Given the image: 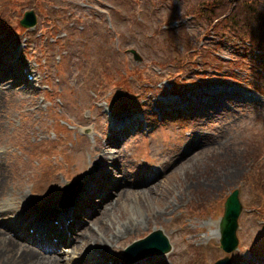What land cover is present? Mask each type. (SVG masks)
<instances>
[{"label":"rangeland","instance_id":"obj_1","mask_svg":"<svg viewBox=\"0 0 264 264\" xmlns=\"http://www.w3.org/2000/svg\"><path fill=\"white\" fill-rule=\"evenodd\" d=\"M242 1L0 0V264H39L22 237L48 219L58 264H264V0ZM157 229L168 253L129 247Z\"/></svg>","mask_w":264,"mask_h":264},{"label":"bare ground","instance_id":"obj_2","mask_svg":"<svg viewBox=\"0 0 264 264\" xmlns=\"http://www.w3.org/2000/svg\"><path fill=\"white\" fill-rule=\"evenodd\" d=\"M143 170L140 169V173L138 176V179L142 177L143 175ZM138 183V182H136ZM126 185L125 183L122 184V186ZM123 189V188H122ZM52 216V215H51ZM42 219H46L45 215H43ZM61 219L58 218L57 219V223L60 224ZM32 225H29V228L32 229L31 232H28V234H26L25 236L22 237L23 241L26 242V245L22 244V250L21 252L24 256H28L32 261L39 263V264H58L57 261L59 262L60 259L55 256V257H50V258H46L45 256H43L41 252L39 250H36L33 246H38V247H42V246H49V243H45L49 241V238L54 237L56 238V241L51 243V245H53V247L55 248L58 244L64 243V234L60 233V230L54 225V223L51 224L50 219L45 220V221H34L31 222ZM132 224H134L133 227H135L137 225V222L135 221L134 223L132 222H128V224H126L121 231H118L117 233L115 232H108L106 237L103 234L102 235V241L98 240V238L94 239V244L92 249L96 250L97 252L101 253L102 255H106L108 253H113V245L111 244L112 240L117 239V237H119L122 233H128L131 229H133V227L131 226ZM70 223H67L65 225H63V229L65 231L69 230ZM12 228L13 231L17 232L21 229V224L20 223H13L12 224ZM21 238V237H20ZM3 242L4 245H9L11 246V243L14 244V242L8 240L7 238L2 239L1 240ZM113 243V241H112ZM17 244V242H16ZM15 246V245H14ZM20 246V245H19ZM36 250V251H35ZM41 252V253H40ZM26 253V255H25ZM46 254V253H44ZM20 257H23L21 256ZM58 259V260H57ZM115 264H124V262L122 260H115L114 261Z\"/></svg>","mask_w":264,"mask_h":264},{"label":"water","instance_id":"obj_3","mask_svg":"<svg viewBox=\"0 0 264 264\" xmlns=\"http://www.w3.org/2000/svg\"><path fill=\"white\" fill-rule=\"evenodd\" d=\"M20 25L28 28L34 25L35 16L32 11L24 13L19 21ZM132 52V51H131ZM241 211V203L238 199V190H233L224 202L223 215L219 222L220 244L225 252H230L237 246L236 228L237 217ZM130 248L153 251L157 254H165L170 250V245L166 236L161 230L151 232L145 238L130 245ZM228 258L218 260L214 264H228Z\"/></svg>","mask_w":264,"mask_h":264},{"label":"trees","instance_id":"obj_4","mask_svg":"<svg viewBox=\"0 0 264 264\" xmlns=\"http://www.w3.org/2000/svg\"><path fill=\"white\" fill-rule=\"evenodd\" d=\"M246 2H247L246 0H243L241 3H238V7L236 10L241 11L242 9H244L243 7H239V6L245 4ZM251 4H249V5H251ZM245 8H247V6ZM258 16L260 17V20L264 18V14H258Z\"/></svg>","mask_w":264,"mask_h":264}]
</instances>
